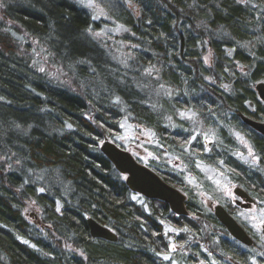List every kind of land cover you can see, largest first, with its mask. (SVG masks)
<instances>
[{
    "label": "trees",
    "instance_id": "16d2710c",
    "mask_svg": "<svg viewBox=\"0 0 264 264\" xmlns=\"http://www.w3.org/2000/svg\"><path fill=\"white\" fill-rule=\"evenodd\" d=\"M95 1L124 26L119 60L91 36L94 17L75 1L0 0V264H170L164 223L178 229L180 262L193 264L219 222L203 214L202 234L195 217L163 201L138 205L99 145L107 137L124 148L116 136L128 120L190 171L199 161L264 196L263 172L236 157L231 134L246 136L264 166V136L237 115L264 123L254 90L264 81V0ZM189 109L217 129L209 147L170 125L169 111ZM167 166L148 165L185 189ZM32 171L47 172L48 185ZM30 203L43 227L27 220ZM188 210L196 212L191 201ZM88 217L117 240L91 237Z\"/></svg>",
    "mask_w": 264,
    "mask_h": 264
},
{
    "label": "rangeland",
    "instance_id": "374dc122",
    "mask_svg": "<svg viewBox=\"0 0 264 264\" xmlns=\"http://www.w3.org/2000/svg\"><path fill=\"white\" fill-rule=\"evenodd\" d=\"M77 4L84 6L93 15L95 20L94 31L91 34L94 39L98 40L100 44L105 48L110 57L118 58L124 53L128 52V45L125 42H121L116 39V36L122 33L124 26L116 21L111 14H107L101 4L95 1L93 6H88L89 0H73ZM246 2V0H240ZM112 54H111V53ZM168 119H172L171 126H186L189 130L198 134L203 138L204 145L209 147L212 142L217 139V129L208 128L200 122V119L196 114L189 109L179 110V112L169 111L167 113ZM122 133L116 136V140L124 145V150L130 152L132 156L142 164L148 166L149 163L159 164L165 162L174 171H177L178 176L184 181V188L186 191L187 199L197 201L201 205L209 207L215 204L218 200L226 198V196L233 197V188L236 184L232 183L233 180L218 168H211L206 165H202L199 161H196V169L198 172L194 173L188 169L186 163L180 160L177 155L168 153L166 148L162 146L154 133L150 129L145 127L131 124L128 120L122 123ZM237 140V149L235 155L243 163L251 167H258L264 174V166L259 163L258 157H256L253 147L246 136H242L239 132L233 133ZM194 135V134H192ZM110 140V139H109ZM194 158L189 157L188 159ZM187 159V160H188ZM32 180H36L38 185H48L50 178L47 172L32 171L30 173ZM123 179V177H122ZM47 180V181H45ZM39 190L44 191L45 188L38 187ZM177 188V187H176ZM133 199L138 205L143 204L144 198L142 195L133 193ZM62 196V195H61ZM61 198L65 199V196ZM27 220L33 225L43 227L41 223L42 209L36 203H30L24 212ZM239 217L244 221L247 226L249 225L250 231L254 234H261L260 224L264 222V202H258L251 209L239 213ZM177 228H173L167 225L164 235L168 240V252L162 256L166 259L173 260L172 264H182L180 262L181 257L176 254L180 245L176 241ZM187 264V263H186ZM193 264H200V262H194Z\"/></svg>",
    "mask_w": 264,
    "mask_h": 264
},
{
    "label": "water",
    "instance_id": "95a60500",
    "mask_svg": "<svg viewBox=\"0 0 264 264\" xmlns=\"http://www.w3.org/2000/svg\"><path fill=\"white\" fill-rule=\"evenodd\" d=\"M261 102L264 103V81L256 83L254 87ZM238 117L250 126L253 130L264 136V123L258 120H253L249 116L237 113ZM99 151L112 163L115 171L123 177V182L128 190L136 194L142 195L146 199H157L166 203L170 211L177 215H187L185 207V194L180 192L173 185L165 182L156 172L146 165L137 162L132 154L117 144L110 141L107 137L103 138L99 145ZM235 193L249 199L244 191L239 187L235 188ZM214 212L219 221L224 224L231 235L241 243L250 245L251 238L243 231L238 223L219 206H215ZM87 228L93 238H102L107 241H116V234L112 229L97 223L93 218L88 217ZM261 231L264 234V224L261 226Z\"/></svg>",
    "mask_w": 264,
    "mask_h": 264
},
{
    "label": "flooded vegetation",
    "instance_id": "af4514ba",
    "mask_svg": "<svg viewBox=\"0 0 264 264\" xmlns=\"http://www.w3.org/2000/svg\"><path fill=\"white\" fill-rule=\"evenodd\" d=\"M261 170V169H260ZM231 179V178H230ZM236 186L233 190V197L226 196L221 200H218L215 204H212L209 207L201 205L197 201H192L191 199H187L185 194V207L187 209L188 216L192 218H196L197 223L200 225V231L202 234H205L207 223L204 220L203 214L208 213V215L213 216L220 225H216L213 227V236L200 238L199 240V254L195 258V262H200V264H263L264 263V235L261 231V226L264 223L260 224L261 234H254L250 231L249 225L244 223L239 217V213L247 211V209H251L258 202H264V196L257 193H252L247 189H244L241 185L237 184L234 179H232ZM239 187L244 191L246 197H242L239 194L235 193V188ZM180 192L183 189H178ZM184 191H186L184 189ZM188 201H191L194 205L195 213H191L188 210ZM215 206H219L225 212H227L233 220L240 225L244 232L251 238V244L247 246L244 243H241L239 240L237 241L231 233L226 229L224 224L219 221L216 216L214 209ZM169 208V207H168ZM170 211V210H169ZM169 225L167 223L163 224V230L165 233L166 226ZM172 227V225H170ZM184 235V228H183ZM185 239V235H184ZM262 256L263 260L261 263L257 261V256ZM169 263L172 264L174 261L169 260Z\"/></svg>",
    "mask_w": 264,
    "mask_h": 264
},
{
    "label": "snow or ice",
    "instance_id": "6c2138e0",
    "mask_svg": "<svg viewBox=\"0 0 264 264\" xmlns=\"http://www.w3.org/2000/svg\"><path fill=\"white\" fill-rule=\"evenodd\" d=\"M94 3H95V0H89V4H88V6H93ZM41 70H43V69H41Z\"/></svg>",
    "mask_w": 264,
    "mask_h": 264
}]
</instances>
